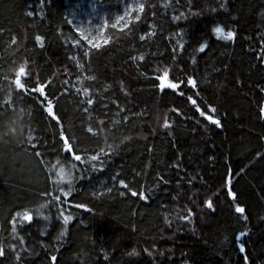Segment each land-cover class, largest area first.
I'll list each match as a JSON object with an SVG mask.
<instances>
[{"label": "trees", "instance_id": "16d2710c", "mask_svg": "<svg viewBox=\"0 0 264 264\" xmlns=\"http://www.w3.org/2000/svg\"><path fill=\"white\" fill-rule=\"evenodd\" d=\"M127 1L97 0L105 23L89 43L69 0H0V264H264V0H139L118 23ZM21 66L56 120L16 89ZM164 67L175 92L157 87Z\"/></svg>", "mask_w": 264, "mask_h": 264}, {"label": "snow or ice", "instance_id": "6c2138e0", "mask_svg": "<svg viewBox=\"0 0 264 264\" xmlns=\"http://www.w3.org/2000/svg\"><path fill=\"white\" fill-rule=\"evenodd\" d=\"M223 7H224V5L221 4V8H223ZM144 8H145V5L143 3H140V4H138L136 6V11L137 12H141V11L144 10ZM132 11H133L132 6L129 4L127 6V10L125 11L124 15L117 18V22L124 21L125 17L128 16ZM213 11H215V9H213ZM29 15H31V13H29ZM135 19L137 21H139L141 18H140L139 15H136ZM115 26L116 25H113V27H115ZM126 27H127V25H126ZM213 33L217 35L218 39H223V40H227V41H231L233 39V36H234V32L233 31L229 30V31L225 32V30L222 27H220V26H216L215 28H213ZM81 34H83V32ZM40 39H41V37L39 35H37L36 36V40L40 41ZM139 39L141 41H143L145 39V37L143 35H141L139 37ZM89 43H91V41H89ZM177 43L179 44V41H177ZM181 47H182V45H181ZM205 47H206L205 44H201L198 50L200 52H203L205 50ZM83 55L87 56L88 53L84 52ZM133 59H135V57H133ZM139 59L143 60L144 57L140 56ZM161 72H162V74H160ZM25 73H26L25 67L21 66L19 68L18 72L16 73V77H15V87H16V89L19 90L21 93L27 92L29 94H34V95L40 97L41 98V104H42V112L46 113L51 119L56 120L57 117L53 114V101L51 99H49V95L46 93V85L37 81L36 83H33L31 85V87L29 88V86L26 83H22V81H21V77H24ZM169 76H170V70H169L168 67H164V68L158 70V74L155 76V80L158 81L157 87L160 90L171 89V90H173V92H175L176 90H178V89H180L182 87V83L175 76H173L172 79L176 80L177 82H175V83L172 82V80L169 79ZM186 83H187V85H190V86H193V87L197 86L196 85V81L191 76H189L187 78ZM83 92L85 94H87L88 93V89L87 88L83 89ZM181 94H183V93H181ZM53 95H54V93H53ZM188 99L192 100V97H188ZM6 103L10 104L11 101L6 102ZM86 104L87 105H92L93 104V100L91 98L86 99ZM192 104L195 106L196 101L192 100ZM85 110L87 111V109H85ZM196 111H198L200 113V116H202V117L205 115V113L203 111H200V109L198 107L196 108ZM212 111H215V108H213ZM261 112L264 113V108L261 109ZM207 119L210 120L211 123L216 125L217 127L220 126V121L219 120L213 119L211 116H208ZM124 120L127 121L128 117L125 116ZM164 127H166V128L169 127V124H168L167 121H165ZM60 138L63 141V148L66 150V152H72L73 149H74V145H71L69 143V140L65 139L63 132L60 133ZM37 155H40V153H37ZM73 159L75 161H82V157L80 155H75L73 157ZM91 160L92 161H97L98 157L96 155H93V156H91ZM74 168H75V165H72L71 168H69L67 171L64 172V175L68 177L67 181L61 180V181L57 182V190L62 191V192H63V189L59 187L60 183H62V182L68 183V189H67V193H65V195L71 193V191H72V186H71L72 175H71V173H72V170ZM120 183L122 185H124V181L123 180H121ZM121 195H123V193H121ZM132 195L135 196L136 192H133ZM140 195H141V199H144L143 192H141ZM228 195L232 196L233 192L229 191ZM54 202L55 203H59L60 202V197H58V196L54 197ZM41 207H44V205H41ZM207 207L211 209L213 207V204L211 202H207ZM235 211L237 213H243L244 209L241 208V207H236ZM40 215H41V213L39 212V210H37V216H40ZM60 215L63 216V219H64L65 223H67L68 220L71 219L70 216L64 215L63 212H60ZM188 215L190 216L191 213H188ZM178 218L179 219H187L188 217L184 216V215H181ZM45 219H47V217H45ZM32 220H33V215L31 214V212L29 210L25 209L23 211H17L15 213V215L12 216L11 221H10L12 235L15 236L16 233H17L18 227H20V225L17 223L18 221H20V222H29L30 223ZM62 234L63 233H61V235ZM241 235H244V233H241ZM19 243L23 244L24 241L20 240ZM240 251L241 252L244 251L243 245L240 246ZM4 254H5L4 253V249L2 247H0V256H4ZM132 254L135 255V252H133ZM17 259H19V256H17ZM53 259H55V257H53Z\"/></svg>", "mask_w": 264, "mask_h": 264}, {"label": "rangeland", "instance_id": "374dc122", "mask_svg": "<svg viewBox=\"0 0 264 264\" xmlns=\"http://www.w3.org/2000/svg\"><path fill=\"white\" fill-rule=\"evenodd\" d=\"M139 0H128L121 7V12L115 14V19L123 16L127 10V6L130 4L133 8L139 4ZM70 6L68 8V19L72 22L76 32L83 38L88 39L91 42H98L101 40L102 29L101 26L105 23L104 11L98 8L97 0H69ZM128 16L124 21L118 23H124L128 20ZM83 32V34H81Z\"/></svg>", "mask_w": 264, "mask_h": 264}, {"label": "water", "instance_id": "95a60500", "mask_svg": "<svg viewBox=\"0 0 264 264\" xmlns=\"http://www.w3.org/2000/svg\"><path fill=\"white\" fill-rule=\"evenodd\" d=\"M15 82V81H14ZM53 114H54V112H53ZM55 115V114H54Z\"/></svg>", "mask_w": 264, "mask_h": 264}, {"label": "bare ground", "instance_id": "6f19581e", "mask_svg": "<svg viewBox=\"0 0 264 264\" xmlns=\"http://www.w3.org/2000/svg\"><path fill=\"white\" fill-rule=\"evenodd\" d=\"M14 85H15V82H14Z\"/></svg>", "mask_w": 264, "mask_h": 264}]
</instances>
